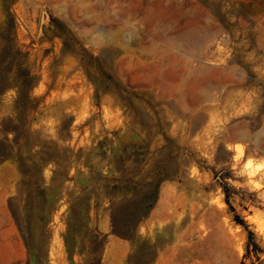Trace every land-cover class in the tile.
I'll list each match as a JSON object with an SVG mask.
<instances>
[{"label":"rangeland","instance_id":"rangeland-1","mask_svg":"<svg viewBox=\"0 0 264 264\" xmlns=\"http://www.w3.org/2000/svg\"><path fill=\"white\" fill-rule=\"evenodd\" d=\"M0 264H264V0H0Z\"/></svg>","mask_w":264,"mask_h":264},{"label":"trees","instance_id":"trees-1","mask_svg":"<svg viewBox=\"0 0 264 264\" xmlns=\"http://www.w3.org/2000/svg\"><path fill=\"white\" fill-rule=\"evenodd\" d=\"M50 23H56L57 25H60L59 27L62 26V23L57 20L52 18ZM62 32L59 34L60 37H62V39L64 40V45L67 46L69 44H67V42L71 39H73V35L72 32H70L68 29H66V27L62 26ZM79 50L81 51L82 55H90L91 52L90 50L84 48L83 46H80ZM93 57L92 55L90 56V58ZM23 83L18 85V89H19V96L17 99L18 105L19 102H24L25 99H28V93L25 94L23 93V88L25 87V85L23 86ZM27 95V96H26ZM21 105V104H20ZM226 191L228 190V186L225 184L224 185ZM228 199V198H227ZM110 204H111V208H112V232L122 238H130L131 237V221L130 219H132V217L135 215L134 210L129 211L128 208L126 207L129 203L127 202H118V200H115L114 198L110 199ZM148 208H145L144 211L145 213L148 212ZM236 219L239 223H241L242 225H244V227H246V229H248V226L246 224V222L240 218L239 215H236ZM250 235H251V231L248 230ZM255 244V243H254ZM256 245V244H255Z\"/></svg>","mask_w":264,"mask_h":264},{"label":"bare ground","instance_id":"bare-ground-1","mask_svg":"<svg viewBox=\"0 0 264 264\" xmlns=\"http://www.w3.org/2000/svg\"><path fill=\"white\" fill-rule=\"evenodd\" d=\"M189 29V28H188ZM183 34H184V37H182V38H184V40H186L187 41V39L189 38V36L191 35V33L190 32H183ZM191 38V37H190ZM205 38V37H204ZM201 39V38H200ZM100 41V40H99ZM190 41V40H189ZM201 78V77H200ZM183 81H178V82H176V83H171L173 86H170V88H172L173 90H176L177 92H179L182 96H185L186 98H187V96H186V92H188L189 93V91H190V93H189V96H190V99H191V102L192 101H194V99H195V97H194V95H192V92H191V90L193 91V90H195V89H193V87L191 86V85H189L188 87H186L185 88V84L186 83H184L185 81V79L183 78L182 79ZM159 81V80H158ZM168 84H170L169 82H167ZM169 88V87H168ZM186 89H188V90H186ZM208 96V95H207Z\"/></svg>","mask_w":264,"mask_h":264},{"label":"water","instance_id":"water-1","mask_svg":"<svg viewBox=\"0 0 264 264\" xmlns=\"http://www.w3.org/2000/svg\"><path fill=\"white\" fill-rule=\"evenodd\" d=\"M44 16H46V17L50 20V22H51V18L49 17V15H48V13H47V9H46L45 6L43 7V17H44Z\"/></svg>","mask_w":264,"mask_h":264}]
</instances>
